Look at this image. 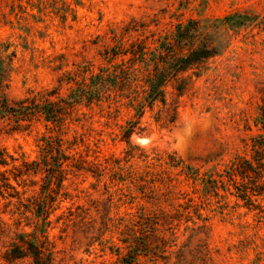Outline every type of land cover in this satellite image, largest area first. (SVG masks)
Here are the masks:
<instances>
[{"label": "rangeland", "instance_id": "1", "mask_svg": "<svg viewBox=\"0 0 264 264\" xmlns=\"http://www.w3.org/2000/svg\"><path fill=\"white\" fill-rule=\"evenodd\" d=\"M235 12L254 14L258 21L231 32L222 54L189 72L192 79L181 98L169 89L170 101L179 104L177 121L161 129L147 114L146 131L131 139L138 147L133 158L121 137L129 110L121 107L117 114L115 105L104 104L74 114L65 136L84 141L77 152L101 177L80 172L65 181V198L50 217L46 239L37 235L50 248L53 264H122L118 254L127 252L122 240L145 241L136 222L141 212L157 209L180 220L160 218V231L146 236L151 254L135 264H264V214L237 206L223 190L204 197L201 184L165 164L173 156L201 174H220L243 150V140L252 134L246 126L264 92V0H0V45L14 55L8 87L0 94L13 102L54 89L65 95L74 87L67 80L84 70L99 72L109 64L112 48L133 42L153 48L172 39L179 24ZM45 134L43 121L22 132L0 127V152L36 160ZM146 172L177 185L171 202L158 208L132 198L140 194L139 179L150 178ZM11 182L20 199L0 194V264H31L30 258L6 262L4 255L22 234L39 228L27 200L37 195L41 180L29 178L24 189ZM188 200H193L190 221L174 215L185 211ZM131 222L135 227L128 229Z\"/></svg>", "mask_w": 264, "mask_h": 264}, {"label": "trees", "instance_id": "2", "mask_svg": "<svg viewBox=\"0 0 264 264\" xmlns=\"http://www.w3.org/2000/svg\"><path fill=\"white\" fill-rule=\"evenodd\" d=\"M257 21L258 17L248 12H235L213 20H189L176 27L172 39H162L153 48L145 42H133L128 48L122 46L119 50L118 47L112 48L107 57L109 64L97 73L88 69L73 74L67 81L74 87L65 95H60L54 89L45 91L40 97H26L13 102L2 91L0 127H8L11 132H22L35 122L43 121L48 130V134L39 140V157L36 160L29 161L24 155L16 158L4 150L0 152V166L11 167L0 171L1 195L8 194L9 197L20 199V192L11 180L23 189L27 187L29 178L39 176L41 180L37 195L27 200L39 228L32 234H22L19 243L11 245L5 253V261L11 263L30 258L31 264H53L50 248L37 235L41 233L46 239L50 217L58 210L59 200L65 198L62 193L65 181L69 175L80 172L101 177L97 169L85 166L86 160L77 152L80 143L85 145L84 141L77 138L69 140L65 136V129L75 121L73 116L80 107L107 104L110 108L115 105L117 114L121 107L129 110L131 118L121 127V137L129 148L127 156L133 158L138 147L131 139L134 134L143 135L146 131L142 121L147 114L161 129L169 128L177 121L179 104L175 99L170 101L169 89L176 98H181L192 79L188 73L222 54L229 47L231 32ZM13 69L14 55L0 45L2 90L8 87ZM195 77H199V74H195ZM260 100L256 117L251 125L246 126L252 134L243 140V150L234 155L223 173L201 174L199 169L185 166L173 156H168L165 164L170 169H179V174L188 180L201 184L204 197L220 196V190H223L236 199L237 206L241 203L249 211L264 214V92ZM146 174L150 178L139 179L137 191L140 194L132 198H140L158 208L163 202H171L176 196L177 185L163 182L158 178L159 175ZM160 186L165 189L162 191ZM192 202L188 200V208L180 205L185 211L176 210L174 215H185L190 221L191 212L188 210ZM157 210L160 211L141 212L140 221L136 222L145 241H139L138 237L134 241L122 240L127 249L125 254H118L122 264H135L140 257L151 254L152 248L146 236L151 231L154 234L160 231L163 226L160 218L170 216L167 221L180 220L161 209ZM196 213L201 219L199 212ZM133 223L126 227H135Z\"/></svg>", "mask_w": 264, "mask_h": 264}]
</instances>
